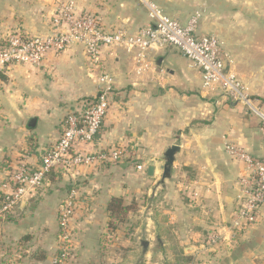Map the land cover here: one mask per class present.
<instances>
[{"label":"crops","instance_id":"1","mask_svg":"<svg viewBox=\"0 0 264 264\" xmlns=\"http://www.w3.org/2000/svg\"><path fill=\"white\" fill-rule=\"evenodd\" d=\"M70 1L79 13L94 14L106 31L133 33L150 24L137 0H0V48L10 36L44 35L56 10ZM153 1L183 26L201 11L196 36L218 38L226 70L264 111V0ZM149 56L153 64L138 73L134 53L103 49L96 66L76 45L64 54H50L40 67L0 71V189L18 162L27 159L34 168L40 166L66 118L82 114L94 101L102 73L111 78V105L94 151H130L126 159L102 168L53 172L19 211L0 218V264H11L14 258L8 257L18 250L42 248L54 256L60 242L58 208L70 192L76 194L80 240L75 260L86 264L94 263L103 250L110 224L107 206L113 198L142 202L144 222L136 234L159 236L164 247V239L171 238L184 252H198L217 227L229 235L224 228L238 208L244 168L226 146L244 149L264 163V124L219 89L205 90L202 73L177 50L164 48ZM174 145L180 150L171 176L163 179L164 154ZM150 166L155 168L153 177L148 175ZM241 239L248 246L264 247V216Z\"/></svg>","mask_w":264,"mask_h":264},{"label":"built area","instance_id":"2","mask_svg":"<svg viewBox=\"0 0 264 264\" xmlns=\"http://www.w3.org/2000/svg\"><path fill=\"white\" fill-rule=\"evenodd\" d=\"M137 1L146 8L150 24L133 33L106 31L97 17L79 13L73 2L63 5L53 14L51 27L44 35L29 38L18 34L7 39L0 48V71L12 66L40 67L50 54L61 55L79 45L96 66L100 64L103 49L120 48L134 53L140 66L138 73H141L153 64L150 52L173 48L202 73L205 90L219 89L227 99L259 117L264 124V111L256 105L237 76L226 70L218 38L196 36L201 11L183 26L166 15L153 0ZM99 83L98 94L85 111L66 118L60 137L49 148L39 167L34 168L27 159L16 164L0 189V218L14 214L28 197L48 183L49 176L55 171L68 173L81 167L102 168L130 156L126 147L94 151L108 116L112 95L108 74L102 73ZM226 152L244 169L239 179L238 208L231 224L224 228L229 235L217 227L207 238L212 246L229 240L234 234L245 233L259 224L264 216V163L234 145H227ZM137 168L144 170L141 165ZM75 199V192H70L59 209V241L63 244L59 254L61 260L67 259L70 244L75 241Z\"/></svg>","mask_w":264,"mask_h":264},{"label":"rangeland","instance_id":"3","mask_svg":"<svg viewBox=\"0 0 264 264\" xmlns=\"http://www.w3.org/2000/svg\"><path fill=\"white\" fill-rule=\"evenodd\" d=\"M25 36L29 38L35 37L28 34ZM126 204L129 206L135 205L136 212H130L122 221H113V225L108 226V232L102 240L103 250L94 263L88 262L87 264H264V247L246 245V242L241 239L242 234H234L229 240L212 246L207 242L208 233L200 244L198 252L192 248L190 252H184V250L178 247L177 241L171 238L168 241L164 239L166 240V246L164 247L159 236L150 235V233H146L145 231L143 233L138 231L137 234L139 235L136 234L135 228L141 221L144 222L142 216L145 213H139V211H142L143 203L134 200V202H126ZM59 209L60 207L58 208L57 215L58 237L60 232ZM74 230L73 236L75 237V241L70 244V254L66 260H61L59 255L60 248L63 246L61 241L54 256H52L53 258L50 257V253L46 250L37 248L34 251H30L29 249L24 251L18 250L17 253L15 252L9 256L8 260L14 258L17 261H21L28 258L29 264H49V260L52 259L50 264H86L75 260L77 254L76 247L80 246V240L76 225ZM147 241L149 245L145 251L142 243ZM43 252L46 254L45 260L31 259L33 254L34 257L35 254L37 257H41ZM14 259L10 261L11 264L15 263Z\"/></svg>","mask_w":264,"mask_h":264},{"label":"trees","instance_id":"4","mask_svg":"<svg viewBox=\"0 0 264 264\" xmlns=\"http://www.w3.org/2000/svg\"><path fill=\"white\" fill-rule=\"evenodd\" d=\"M54 180V176H51ZM20 208V207H19ZM107 210L110 214V225H113V221H122L125 219V217L130 213V212H136V207L135 205L129 206L126 204L125 200L123 198H113L108 206ZM19 211V209H18ZM19 213V212H18ZM10 218V216H8ZM7 217V218H8ZM35 260H45L46 259V254L43 252L41 257H37L35 254L34 257Z\"/></svg>","mask_w":264,"mask_h":264},{"label":"water","instance_id":"5","mask_svg":"<svg viewBox=\"0 0 264 264\" xmlns=\"http://www.w3.org/2000/svg\"><path fill=\"white\" fill-rule=\"evenodd\" d=\"M35 121V120H33ZM179 147L174 145L171 148L167 150V152L164 154V159H165V165L163 166L164 174H163V179L169 178L171 176L172 170H173V164L175 162L176 155L179 152ZM155 168L154 166H150L148 168V175L150 177L154 176ZM24 206V203L22 204ZM149 243L143 242L142 247L147 250ZM192 249L188 248L186 252H190Z\"/></svg>","mask_w":264,"mask_h":264}]
</instances>
